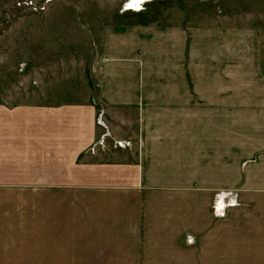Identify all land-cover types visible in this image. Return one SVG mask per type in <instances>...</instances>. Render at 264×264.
Listing matches in <instances>:
<instances>
[{
  "label": "rangeland",
  "instance_id": "rangeland-1",
  "mask_svg": "<svg viewBox=\"0 0 264 264\" xmlns=\"http://www.w3.org/2000/svg\"><path fill=\"white\" fill-rule=\"evenodd\" d=\"M93 85L96 140L75 162L73 182L27 191L35 206L9 207L20 233H0V264L191 261L193 233H140L129 209L141 191L154 197L155 190L138 186H166L170 194L175 185L213 187L212 213L224 218L246 204L230 187L264 180V0H0V101L51 109L61 126L70 114L63 107L85 103ZM87 160L136 164L138 190L124 198L131 208L111 205L114 190L80 186ZM97 215L104 233H88ZM115 217L133 232L119 233ZM38 220L41 233L20 230ZM235 230L231 255L256 264L264 233Z\"/></svg>",
  "mask_w": 264,
  "mask_h": 264
},
{
  "label": "crops",
  "instance_id": "crops-1",
  "mask_svg": "<svg viewBox=\"0 0 264 264\" xmlns=\"http://www.w3.org/2000/svg\"><path fill=\"white\" fill-rule=\"evenodd\" d=\"M99 99L98 88L94 85L88 86L85 103L76 102L77 105L72 108L71 112L70 108L63 107L67 114H70L66 118L68 121L61 120L63 121L61 126L54 122L57 117L55 118V114L52 115L51 109L40 107L33 109L27 106L11 109L7 102L0 101V233H20L11 225L19 216L9 215L8 211L11 212L10 206L24 205L25 202L35 206L38 203V198L32 196L30 199L27 191L52 189L55 192L57 181H68L69 179L73 182L74 178L71 175L75 162L80 156L87 154V150L96 140L93 134L98 127L96 113L100 107ZM120 137L125 139L121 135ZM129 152L130 150L122 151L125 154L124 157L129 156ZM60 161L63 162L62 172L57 169V163ZM85 162L87 166L80 167V186L83 189L86 187L85 189L96 191L100 188L114 190L115 195L111 205L113 207L125 205L131 208L132 204H125L124 198L133 200L130 195L138 190L136 184L139 177L135 169L136 164L129 161H124V163L112 161L100 165L88 160ZM64 172L68 175L66 179H63ZM84 183L86 185H83ZM138 187L155 190L154 197L141 191L133 200L136 204L134 209H129L136 227L141 229L140 233L143 231L164 233L170 228H176V233H193L192 260L185 261L182 258L181 261L179 259L178 264H233V257L237 259L238 264H245L241 256L231 255L234 254L231 249L233 236L234 233H238L235 228L241 231L253 227L256 233L260 231L264 233V180L260 177L256 186L230 187L241 190L240 193L237 190V197L246 204L230 208L224 218H218L212 213L211 192L213 190L211 189L213 187L175 185L171 194L167 189L170 187L153 186L152 183L142 182ZM202 189L205 190V199L199 198L203 195ZM250 192L256 196V202L248 199L249 194H252ZM159 194H162L163 198H158ZM55 195L52 194L51 197L56 205ZM94 198H96V207H100L102 202L98 195ZM91 200L87 198L86 203L84 201L82 204L84 208L87 206L86 211L90 215L95 207ZM108 204V202L103 203V205ZM244 205H247L249 209L250 207L256 208L254 213L243 214L241 210ZM121 208L117 211L120 212ZM163 208L166 211H163ZM252 215H256L257 218H252ZM235 218L238 219L235 221ZM121 220V217L114 219V225L119 227V233H132L133 231L128 230L124 221L121 222ZM90 227L92 230H88V233H104L100 231L102 227L98 215L95 227ZM20 230L26 231L25 233L32 231L41 233V220L32 223L31 226L24 225ZM50 232L49 228L46 233ZM105 232L107 233L106 230ZM252 258L256 264H264V254L255 255Z\"/></svg>",
  "mask_w": 264,
  "mask_h": 264
}]
</instances>
